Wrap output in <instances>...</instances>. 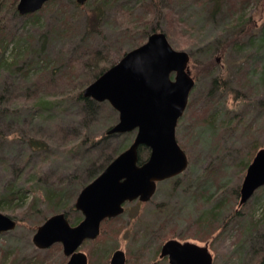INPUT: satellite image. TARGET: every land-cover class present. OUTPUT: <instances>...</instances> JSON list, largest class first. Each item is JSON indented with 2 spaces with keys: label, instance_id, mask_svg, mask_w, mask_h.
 Here are the masks:
<instances>
[{
  "label": "rangeland",
  "instance_id": "obj_1",
  "mask_svg": "<svg viewBox=\"0 0 264 264\" xmlns=\"http://www.w3.org/2000/svg\"><path fill=\"white\" fill-rule=\"evenodd\" d=\"M5 1L0 2V23L3 29L12 34L4 52L5 58H11L10 50L20 40L19 46H32L27 58L38 52L35 58H39L42 66L36 69L34 65L22 75L20 71L6 69L0 77V90H6L12 101L10 107L16 109L10 115L0 116V132L11 135L9 141H0V190L9 185L32 188L22 201L4 202L2 199L0 202V212L19 221L13 230L0 233V260L2 258V264H26L38 255L40 264L47 257H50L47 260L51 264H55L59 260L56 254L47 256L46 249H39L32 242L34 231L31 227L40 215L47 213L45 205H41L40 213L34 218L26 220L21 214L34 196L33 189H53L44 184L47 181L54 183V188L63 187L64 196L68 190L78 193L84 185L79 189H76L77 186L89 182L91 168L99 167L100 162L111 156L116 147L124 146L125 149L132 139L116 134L103 139L89 152L82 148L64 152L63 148L82 140L83 132H79L82 127L87 128L88 136L101 134L109 120L117 121L118 113L105 107L100 114L85 113L80 105L69 101L49 114L45 112L42 117L33 111V103L36 96L56 98L83 90L91 82L84 75L91 69L90 65L99 66L104 58H115L119 51L128 47L129 41H123L120 34L123 33L127 17L117 10V5L110 6L105 13L102 34L89 37L85 34L82 15L75 14L66 21L47 10L34 21L8 6L9 0ZM67 1L71 12H78L76 7H73L75 11L71 8L73 0ZM159 1L160 6L167 2ZM181 1L184 15L193 13L192 22L200 28L194 35L191 32L187 35L175 32L168 37L165 34L175 49L185 50L190 55L188 68L194 85L189 93V105L178 120L175 135L187 155L188 165L175 177L159 182L149 201L126 203L125 210L117 215L118 218L105 224L109 238L104 237L91 246L93 264H108L112 252L117 248L124 250L127 258L130 257L128 264H164L160 260L169 264L166 257L159 260L160 248L155 252L158 239L164 237L207 246L212 255V264H254L260 252L264 251V185L256 189L245 203H239V189L246 172V168L242 171L246 156L244 146L254 143L255 137L264 141V134H253L243 126L254 121V127L257 123L264 127L259 120L264 115V89L251 83H247V87L238 86L234 78L246 58L253 56L257 43L249 45L252 48L236 43L221 55L217 49H213L216 47L213 43L216 39L231 37L237 30L231 22L228 23L231 19L224 15L230 0H219L220 6L215 15H211L213 0L205 3ZM118 4L120 7L123 5L121 1ZM130 5L125 4L123 8L129 9ZM244 12L261 24L264 21V0L246 5ZM136 16L134 14L133 17ZM158 21L159 28L166 33L165 20L160 18ZM155 22L154 18L150 27ZM212 55L218 57V61L207 73L204 68ZM59 56L63 63L71 61L74 72L76 69L78 74L70 71L61 73L57 68L52 70L51 66L47 69L43 66L44 59L46 63L47 59L58 61ZM220 69L225 71L227 88H232L227 89L230 93L222 88L223 83L220 89L218 85L213 87V79L223 73ZM233 89L238 90L236 97ZM210 99L215 101V106L211 107ZM212 120L214 127L209 124ZM15 132L16 136L13 135ZM32 136L47 139L59 156L54 159L42 155L39 150L26 148L21 138ZM221 206L224 208L220 209ZM214 208L218 210V230L205 233L196 226L197 220L207 216L205 212ZM77 212L80 219L83 217L74 210L69 214L70 220L76 218ZM231 212L234 213L232 216ZM88 246L86 244L83 248L82 245L80 250L89 252ZM154 257L156 259L151 261ZM27 264L34 263L29 261Z\"/></svg>",
  "mask_w": 264,
  "mask_h": 264
},
{
  "label": "water",
  "instance_id": "obj_2",
  "mask_svg": "<svg viewBox=\"0 0 264 264\" xmlns=\"http://www.w3.org/2000/svg\"><path fill=\"white\" fill-rule=\"evenodd\" d=\"M48 0H18L21 14L39 10ZM86 0H76L78 4ZM185 50L175 49L162 31L150 33L140 45L126 51L84 89L96 101H107L118 113L109 132L135 131L131 143L117 154L78 192L74 207L83 218L71 225L64 212L49 215L32 234L39 249L60 243L64 264H87L79 250L85 240L95 239L101 222L123 211L126 201H148L156 184L185 170L188 158L176 140L175 129L187 106L194 85ZM149 149L148 158L139 163L138 150ZM264 185V147L258 149L246 167L239 203H245ZM16 219L0 212V232L14 229ZM159 257L169 264H211L212 255L205 245L170 238L160 247ZM126 254L115 249L108 264H126Z\"/></svg>",
  "mask_w": 264,
  "mask_h": 264
},
{
  "label": "trees",
  "instance_id": "obj_3",
  "mask_svg": "<svg viewBox=\"0 0 264 264\" xmlns=\"http://www.w3.org/2000/svg\"><path fill=\"white\" fill-rule=\"evenodd\" d=\"M3 0H0L2 2ZM5 1V0H4ZM123 3V5L131 4L129 9H124L123 5L120 7L118 2ZM186 1V0H184ZM202 1L205 3L207 0H197ZM259 0H230L229 7H227L226 11L224 10V15H226L228 20V23L231 22L232 25L236 26V32L231 35V37L220 40L216 39L215 43H213L216 47L213 49H217L221 55L224 54L228 49H230V46L233 44L239 43L242 46H248L254 43H257L255 46L253 53V56H249L246 58L242 65V69H240L237 74L235 75V83L238 86H245L247 87V83L254 84L257 87H261L264 89V21L261 22V24H257L256 21L252 18V15L247 16L244 12L246 5L250 3H258ZM6 2V1H5ZM17 0H9V5H11L12 9L15 10V4ZM72 7H76L75 9L78 10V12L75 11V13L71 12V9L68 7L70 6L69 1L67 0H48L46 1L42 7L32 13L24 14L25 17L31 18L32 20L36 21L35 19L39 18L41 13L48 10V12L54 13V15L57 17L64 18L66 21H68L71 17H73L75 14L82 15L84 19V29L86 36L89 37L95 36L97 34H102V24L105 20V13L108 11V8L112 5H117L118 9L125 17H127V21L123 30V33H120L123 41H129L128 47L122 51H119L117 55H115V58L107 59L104 58L99 66H91V69L84 73L85 78H88V82L95 79L97 76H99L107 67L114 64L118 59L127 51V49H132L133 47L141 44L147 36L155 31H161L159 28V25L157 22L160 18H163L165 20V29L168 37H172L173 33L179 32L180 34L186 33H194L195 31L200 30L192 22V18L194 16L193 13H189L187 16L184 15V6L183 1L179 0L177 2L176 0H167L166 4L163 6H160L159 0H86L83 4H78L76 1L73 0ZM211 9V15H215L216 10L220 6L219 0H213ZM162 7V8H161ZM139 11V12H138ZM134 14H137V16L134 18ZM225 17V16H224ZM154 18L156 19V22L150 27L149 24H152L154 21ZM133 19V20H132ZM136 27V28H135ZM229 27L230 24H229ZM141 28V29H140ZM194 35V34H193ZM11 36L12 34H9L5 29H3V25L0 23V77L3 76L6 72V69L13 70V71H20L21 75L24 72H29L32 67L39 68L42 66L40 64L39 58H35L36 55H38V52L35 53L33 56L27 58V54L29 52V49L32 48L30 45L28 48H23V46H19V41L17 40L15 42V46L11 48L10 50V59H6L4 52L8 48V44L11 42ZM33 45V39L30 40ZM18 45V46H17ZM25 46V45H24ZM253 47V46H252ZM250 47V48H252ZM214 56V57H213ZM38 57V56H36ZM218 57H215V55H212L211 59H209L206 63L204 70L208 73V70L211 66L216 65V61ZM42 61V59H40ZM58 61H55V59H47L48 62L53 63L47 64L46 59H44L43 66L47 69L48 67H52L53 69L57 68V71L60 70L61 73H65L67 71H70L71 73H77V70L75 69L74 72V66L71 61H67L65 63L62 62V60L59 58ZM220 60V59H219ZM214 67V66H213ZM252 67V70H251ZM89 68V67H88ZM223 73L219 74L213 79V87L215 85H218L217 87L220 89V85L222 88L225 89V92H228L227 89V76L224 73L225 71L223 69H220ZM45 71V69H44ZM220 73V72H219ZM14 74H16L14 72ZM26 74V73H25ZM226 81H225V79ZM225 84V85H224ZM235 93V97L237 96L236 93H238V90L233 89ZM241 99V98H240ZM211 100V107L212 105L215 106V101L213 99ZM74 102L77 105H80V107L84 110L85 113H97L100 114L101 110L105 107L109 109L111 112L115 113L116 111L108 104L107 101H96L90 97H87L83 94V90H79L73 94L70 95H62L61 97H46V96H36V99L33 103V111L37 112L39 116L43 117V114L46 112V114H49L51 110H57V107H60L63 103L67 104L68 102ZM10 98L6 92L5 89L0 90V116H5L7 114L10 115L12 110H16L11 105ZM209 102V99H208ZM189 103L187 104V106ZM187 108V107H186ZM92 111V112H91ZM33 112V113H34ZM261 116V115H259ZM240 118H243V116H240ZM229 119V118H228ZM118 120V119H117ZM232 120V118H231ZM259 120L264 124V115L263 117H259ZM115 120L111 121L109 120V123H107V126L105 127V130L101 134H94L92 136H88V130L84 126L82 127L79 132H83L82 140L77 143L76 145H70L66 148H63L62 150L65 152L67 151H78L82 148L83 151L89 152L91 149H93L95 146L98 145L100 141H102L105 138H109L112 135H116V133H111L109 130L111 127L117 122H114ZM206 121V120H205ZM233 121V120H232ZM210 125L214 127V120L209 121ZM252 124H254V121H251L249 124L244 125L243 128L246 131L254 132L253 134L262 135L264 134V127H260V123H257V126L254 127ZM236 127V126H235ZM237 128V127H236ZM16 132L13 134L15 135ZM125 136L128 139H132L134 135V131H129L126 133L121 134V136ZM16 136V135H15ZM18 137V135H17ZM11 138V135L4 134L0 132V141H9ZM257 139L254 140V143H251L245 147L244 154L245 160L242 166V171L247 167L249 162L251 161L253 155L255 152L264 147V141H259L258 137H255ZM22 143L27 147H29L31 150H39V152H42V155H47L49 157H53L54 159L59 156V152L56 151V149L47 141L45 138L41 137H28V138H21ZM124 146H118L114 149L113 154L110 156H107L103 161L100 162L99 167H93L91 168V171L88 173V181L93 179L94 176H96L99 172L102 171V169L118 154L123 150ZM240 153L243 152V149H239ZM149 149L146 147H140L139 148V161H143L148 157ZM171 179V178H170ZM84 184H79L76 189L81 188ZM44 184H47L50 188L48 191H45L43 188L41 189H33L34 196L31 199L30 203L25 207V209L22 211V216L24 219L28 220L31 218H34L40 213V207L41 205H45L47 208V213H43L40 215L38 220L33 222V227L31 229L35 231L37 226L42 223L47 216L53 213L61 212L62 209L67 217V219L70 221L71 224L74 222L76 223L80 219V214L77 212L76 218H73L70 220V212L76 210L74 208V200L76 198L77 193H75V190H68V193L64 196L63 193V187L57 186L54 188L53 184L45 181ZM31 186L28 187H13L11 185L6 186L5 189L0 190V202L2 199L4 202H12V201H22L28 197L29 190H31ZM58 190V191H57ZM238 194V192H236ZM43 202V203H42ZM1 207V206H0ZM16 209V206H14ZM220 209L224 208V206L219 207ZM218 208V209H219ZM234 212V211H233ZM76 213V212H75ZM217 208L211 209L205 214L207 216H201L200 219L197 220V227L200 228L203 232H214L218 230V224L219 221L217 219ZM234 214V213H233ZM231 212V216L233 215ZM114 218H118V216H115L113 218H107L101 223L100 227V233L99 235L93 239V240H87L82 245L84 248V245L89 246L87 247L88 251H84L87 255V264H93V253H92V245H96V243L106 237L108 239V233L106 229L108 226L105 224L108 221L113 220ZM16 219V218H15ZM16 226L19 224V221L16 220ZM73 222V223H72ZM16 228V227H15ZM252 232V231H251ZM114 234V232H113ZM115 235V234H114ZM174 238V237H170ZM168 239V238H166ZM165 237L159 238L157 246L155 247V252L157 253L160 245L166 240ZM46 253H48L47 256H50L52 253L56 254L58 256V263L55 264H63L66 260V257L63 255L61 251V245L56 243L49 248L46 249ZM155 253V254H156ZM50 257H47L43 264H51L47 260ZM106 256L103 258L105 259ZM129 258H127V264L129 263ZM159 258V257H158ZM156 257H154L151 261H154ZM161 258H159L160 260ZM31 261L34 264L39 263V256H35L33 260H28L26 264ZM159 262H163L164 264H167L164 261L160 260ZM0 263L2 264V258L0 260ZM144 264V262H142ZM254 264H264V251L260 252L259 257L256 259Z\"/></svg>",
  "mask_w": 264,
  "mask_h": 264
},
{
  "label": "flooded vegetation",
  "instance_id": "obj_4",
  "mask_svg": "<svg viewBox=\"0 0 264 264\" xmlns=\"http://www.w3.org/2000/svg\"><path fill=\"white\" fill-rule=\"evenodd\" d=\"M135 201H139V200H135ZM81 219H82V218H81ZM81 219H80V220H81ZM80 220H79V221H80ZM67 259H68V257H66V260H65V262L67 261ZM65 262H64V263H65Z\"/></svg>",
  "mask_w": 264,
  "mask_h": 264
},
{
  "label": "bare ground",
  "instance_id": "obj_5",
  "mask_svg": "<svg viewBox=\"0 0 264 264\" xmlns=\"http://www.w3.org/2000/svg\"><path fill=\"white\" fill-rule=\"evenodd\" d=\"M190 63V62H189Z\"/></svg>",
  "mask_w": 264,
  "mask_h": 264
}]
</instances>
